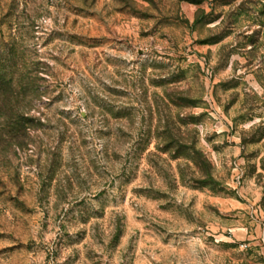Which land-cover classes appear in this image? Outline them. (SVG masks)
<instances>
[{
	"label": "rangeland",
	"instance_id": "1",
	"mask_svg": "<svg viewBox=\"0 0 264 264\" xmlns=\"http://www.w3.org/2000/svg\"><path fill=\"white\" fill-rule=\"evenodd\" d=\"M0 264H264V0H0Z\"/></svg>",
	"mask_w": 264,
	"mask_h": 264
}]
</instances>
